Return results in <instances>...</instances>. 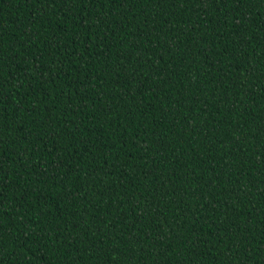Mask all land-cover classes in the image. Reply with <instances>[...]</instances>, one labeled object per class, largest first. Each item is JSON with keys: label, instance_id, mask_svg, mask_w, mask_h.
Here are the masks:
<instances>
[{"label": "trees", "instance_id": "trees-1", "mask_svg": "<svg viewBox=\"0 0 264 264\" xmlns=\"http://www.w3.org/2000/svg\"><path fill=\"white\" fill-rule=\"evenodd\" d=\"M0 264H264V0H0Z\"/></svg>", "mask_w": 264, "mask_h": 264}]
</instances>
